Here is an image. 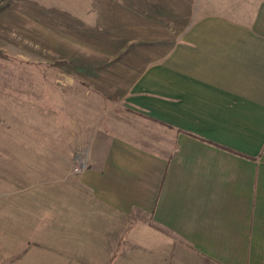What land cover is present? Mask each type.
Masks as SVG:
<instances>
[{
  "label": "crops",
  "instance_id": "0c3cea01",
  "mask_svg": "<svg viewBox=\"0 0 264 264\" xmlns=\"http://www.w3.org/2000/svg\"><path fill=\"white\" fill-rule=\"evenodd\" d=\"M98 4L100 51L140 71L86 94L85 171L0 189L4 233L66 228L86 264H264V0Z\"/></svg>",
  "mask_w": 264,
  "mask_h": 264
},
{
  "label": "rangeland",
  "instance_id": "374dc122",
  "mask_svg": "<svg viewBox=\"0 0 264 264\" xmlns=\"http://www.w3.org/2000/svg\"><path fill=\"white\" fill-rule=\"evenodd\" d=\"M4 1L0 4V189L30 190L37 183L36 169H42L43 183L56 184L86 159V147L74 145L75 140L82 142L86 129V94L95 96L92 103L97 106L109 107L110 101L127 93L140 70L125 66L128 53L100 51L99 0ZM67 182H58L56 188L64 189ZM14 196L0 197V204ZM15 202L17 197L11 203ZM1 221L2 213L0 264H86L65 251L60 238L66 228L52 230L53 235L43 229L39 237L10 238ZM55 242L58 252L51 249Z\"/></svg>",
  "mask_w": 264,
  "mask_h": 264
},
{
  "label": "built area",
  "instance_id": "2783aa9c",
  "mask_svg": "<svg viewBox=\"0 0 264 264\" xmlns=\"http://www.w3.org/2000/svg\"><path fill=\"white\" fill-rule=\"evenodd\" d=\"M86 168H87V162H86V160L80 159V160L78 161V165H77V167L75 168L74 172L80 174V173H82L83 171H85Z\"/></svg>",
  "mask_w": 264,
  "mask_h": 264
}]
</instances>
